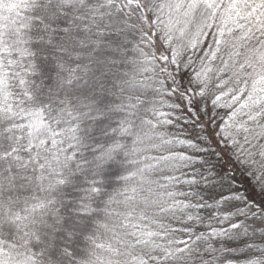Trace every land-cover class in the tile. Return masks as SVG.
Here are the masks:
<instances>
[{"label":"snow or ice","instance_id":"obj_1","mask_svg":"<svg viewBox=\"0 0 264 264\" xmlns=\"http://www.w3.org/2000/svg\"><path fill=\"white\" fill-rule=\"evenodd\" d=\"M0 264H264V0H0Z\"/></svg>","mask_w":264,"mask_h":264}]
</instances>
